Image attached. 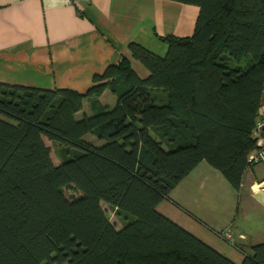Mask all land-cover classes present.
Instances as JSON below:
<instances>
[{"label": "trees", "instance_id": "16d2710c", "mask_svg": "<svg viewBox=\"0 0 264 264\" xmlns=\"http://www.w3.org/2000/svg\"><path fill=\"white\" fill-rule=\"evenodd\" d=\"M173 1L199 6L195 31L161 37L165 56L131 42L146 78L123 57L85 94L0 82V264H237L157 207L204 160L240 191L261 117L264 0ZM243 264H264V243Z\"/></svg>", "mask_w": 264, "mask_h": 264}, {"label": "crops", "instance_id": "0c3cea01", "mask_svg": "<svg viewBox=\"0 0 264 264\" xmlns=\"http://www.w3.org/2000/svg\"><path fill=\"white\" fill-rule=\"evenodd\" d=\"M200 8L173 0H0V82L87 93L95 75L128 58L142 78L149 70L134 59L137 42L165 56L161 37L192 36ZM112 107L117 97H100ZM83 113L91 114L86 100ZM260 116H264V90ZM90 140L98 143L95 137ZM264 165L249 166L240 191L202 161L160 202L158 211L237 264L264 243ZM103 208L109 205L102 203ZM122 224L117 229L122 228ZM231 229V242L221 233Z\"/></svg>", "mask_w": 264, "mask_h": 264}, {"label": "built area", "instance_id": "2783aa9c", "mask_svg": "<svg viewBox=\"0 0 264 264\" xmlns=\"http://www.w3.org/2000/svg\"><path fill=\"white\" fill-rule=\"evenodd\" d=\"M67 2L70 4H74L78 2V0H67ZM254 137L256 139L257 148L250 153L249 162L251 163V165H255V164L264 165V116L258 118L255 124ZM221 236L224 239L228 240L229 242H231L233 239L231 229H227L224 232H222Z\"/></svg>", "mask_w": 264, "mask_h": 264}, {"label": "rangeland", "instance_id": "374dc122", "mask_svg": "<svg viewBox=\"0 0 264 264\" xmlns=\"http://www.w3.org/2000/svg\"><path fill=\"white\" fill-rule=\"evenodd\" d=\"M114 106H115V104L112 105V107H114ZM45 139H46L47 144L51 147L53 161L56 162V163L60 162L59 146L53 144L47 138H45ZM64 190H65V195L68 196V197H72V196H77L78 195V192H75L71 188H65ZM105 211H106V214H107L108 218L110 219V221L112 223H114V225L116 227L123 223V217L118 216L117 213H116V210L114 208L108 206L105 209Z\"/></svg>", "mask_w": 264, "mask_h": 264}]
</instances>
